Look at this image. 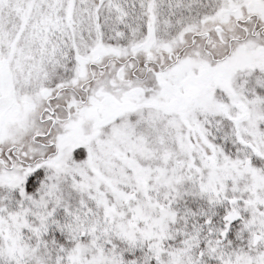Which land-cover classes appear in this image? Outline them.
<instances>
[{
    "label": "snow or ice",
    "instance_id": "snow-or-ice-1",
    "mask_svg": "<svg viewBox=\"0 0 264 264\" xmlns=\"http://www.w3.org/2000/svg\"><path fill=\"white\" fill-rule=\"evenodd\" d=\"M0 264H264V0H0Z\"/></svg>",
    "mask_w": 264,
    "mask_h": 264
}]
</instances>
